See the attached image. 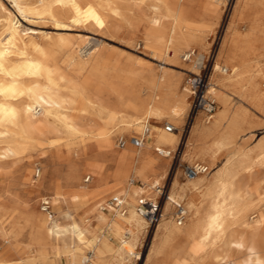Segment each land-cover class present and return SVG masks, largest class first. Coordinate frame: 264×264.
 <instances>
[{"label":"bare ground","instance_id":"bare-ground-1","mask_svg":"<svg viewBox=\"0 0 264 264\" xmlns=\"http://www.w3.org/2000/svg\"><path fill=\"white\" fill-rule=\"evenodd\" d=\"M127 1L13 0V5L23 15H44L59 26L73 22L105 28L111 16L122 15ZM211 1L135 0L136 10L147 23L145 43L158 57H173L181 65L187 63L184 56L199 48V55L191 57L194 63L186 69L198 72L210 45ZM244 2L251 10L247 24L225 36L211 75L210 92L219 108L210 118L199 112L184 142L189 161H203L209 170L181 181L178 169L155 226L154 256L162 264H264V210L260 208L264 204V138L258 137L254 147H248V137L239 141L242 133L254 126L248 107L264 113V0ZM1 9L5 15L0 18V165L8 157L24 155L62 136L78 139L82 158L81 164L69 166L65 176L57 173L49 182L51 198L58 206L56 217H44L37 210L21 215L42 228L33 236V254L17 264H128L136 254L140 233L148 226L137 203L140 198L157 197L159 186L168 178L170 161L182 143L179 130L185 125L190 93L180 89L179 78L159 73L146 77L140 88L141 73L128 70L127 74L122 69L127 75H119L118 84L110 86L115 103L91 96L88 86L108 75L104 74V56L93 63L88 79L78 85L75 77L64 71L60 58L71 46L69 38L62 35L42 43L36 40L35 28L23 33L17 17L3 5ZM83 41V45H72L70 56L80 73L89 68L95 53V49L89 50L92 39L87 36ZM222 64L228 68L225 73L219 71ZM97 89L104 91L100 86ZM235 99L249 106H235ZM147 119L163 120L176 130L153 124L141 148L130 144L117 147V137L142 132ZM81 171L94 175V186H74ZM27 181L30 185L34 182L29 168ZM69 189L72 192H67ZM110 194L123 197L125 213L103 203ZM178 203L185 210L182 223H178L177 211L176 219L173 216ZM86 206V213L78 215ZM126 227L132 231L129 237L125 236ZM107 232L113 233L119 244L112 242Z\"/></svg>","mask_w":264,"mask_h":264},{"label":"rangeland","instance_id":"rangeland-1","mask_svg":"<svg viewBox=\"0 0 264 264\" xmlns=\"http://www.w3.org/2000/svg\"><path fill=\"white\" fill-rule=\"evenodd\" d=\"M134 2L135 0L127 1L125 3L126 8L125 10H123L122 15L114 16V17L111 16L110 23H109L110 26L108 25L105 28H101L95 25L93 26L90 23L82 24V23H73V22H68V25L66 26H59L56 23H54L50 18L44 15H37V14H32V13H28L26 15L21 14L16 9V7L13 5L14 4L13 0H0V12H1L0 18L2 15H3L2 17H4L5 15L3 13V10L1 9V5H3L4 7H6L8 10H10L14 14L13 16L15 18L16 17L18 18V19L16 18L15 21H18V25H20V28L23 29V33L30 32L32 28L36 29V40L42 43H48L52 40L55 41L59 37H63V36L67 39L69 38L68 41L70 40L72 41V42L70 41L71 46H68L67 48H65L66 52H65V49L63 50V52L66 54L62 52L60 58H62L61 61L64 63L63 64L61 62L62 66H64L63 68L64 71L66 72L68 71L70 75L72 74L71 76H73V78L75 77L73 81L77 83L78 85L83 84L85 80L88 79L89 70L91 66L93 65V63L96 60H102L101 58H103L104 56L102 60L103 61L102 63L103 64L105 63L104 74L105 75L108 74V75L104 77L105 80L104 79H96V80L94 79V81L91 83L94 87L91 86L90 84L88 86L87 92L91 96H95V97L99 95L103 96V99H105L106 102L108 101H111L112 103L116 102V95L114 92H111L110 89L112 87V84L113 85L118 84L119 78L117 77L119 75L123 76L125 74L124 76H126L127 74H129L128 70H132L134 72L137 71V73H141L140 74L142 77L140 79L141 81L137 82V84L139 85L138 87L140 88L142 84H146V80L150 77L151 74L159 73V74H166L173 78H176V77L179 78L180 79V89L181 90H184V88L187 89L186 81L190 77L191 73L193 72L187 71L186 69H190V67L188 68V66H191L194 63L192 61L194 57H192V59L187 61L185 65L179 64L173 57H170V56L167 59H162L161 57H158L154 53L153 49L149 45H147L144 41V32L146 30L147 23L144 17L142 16V14H140L136 10L137 6L135 5ZM211 3H212L211 5L213 8L211 11L212 16L210 15L209 17V21L211 22V35H210V40H209L210 45L207 49V54L212 53L214 56V59H216L218 49L220 48L222 42L224 41L225 36H227L234 28H245L247 21H248V17L251 15V10L250 8L244 6L245 5L243 4L245 3L244 0H214V1H211ZM131 4H132V8H131ZM127 11L130 14L129 13L124 14V12L127 13ZM115 19H117L118 21H116ZM212 20H213V23H212ZM140 21H143V22H140ZM129 24H131L132 27ZM133 25L135 28H133ZM128 27H130V29ZM39 29H41V31ZM129 30H133V31H129ZM1 31L2 30L0 28V32ZM52 36H53V39H51ZM87 36L92 39L91 41L92 44L90 45L89 50L95 49L94 57L92 58L94 60L92 59L90 60V63L88 65L89 68L86 69L87 71L85 70L80 73L77 70L76 65L72 64L70 61V56L72 54V45L73 46L78 45V44L83 45L85 43L83 39L87 38ZM193 51H195L196 56L199 55V52H200L199 48L198 49L194 48ZM63 55H65V57ZM205 55H203V57ZM63 59L65 61L67 60V63L64 62ZM114 63L116 64L114 65ZM136 64L138 67L136 66ZM119 66L120 67L122 66V67L118 68ZM222 66H225V65L222 64L221 67ZM148 68L150 70H148ZM122 69L126 71L127 74ZM80 79L83 82L80 81ZM102 80H104L105 82H103ZM110 81H113V82L110 83ZM98 86L102 87L104 91L100 92L97 89ZM95 91L98 93H96ZM147 91L148 90L146 89L145 92ZM232 103H234L235 106L248 105L237 99H235V101H232ZM188 104L189 105H188L187 113L185 116L186 119H184L182 123V124L185 123V125H181V128L179 130L180 135L182 136V143L177 148L178 150L176 151L177 154L175 155V158L170 161V164L172 165V167L170 168V171L168 173V178H166L163 181V183L160 185V186H163V185L166 186L167 195L170 192L172 181L178 169L180 171L179 179L181 181H185L187 180V178L184 175L185 166L187 164L193 165L199 162V161L197 162L189 161V157L185 156L186 143L184 142L187 139V136L189 134V129L191 127V124H193L197 116L196 115L194 118L190 120L191 106H192L191 97H189L188 99ZM217 108H219V105L217 106ZM248 109H250L253 115V118L255 120L254 126L248 129L247 131L243 132L241 137L239 138V141L246 140L245 138L248 137L247 138L248 147H254V145L256 144L258 140L264 138V113H262L259 110L251 109L250 107H248ZM150 121L152 125L153 124L161 125V127L163 128L166 125L165 124L166 122L163 120L150 119ZM261 123L263 126L261 125ZM117 140H118V137L116 138V143H117ZM52 142H53L52 144L44 143L42 145H39L37 146L39 149H37L36 147L24 155H21L18 157H15V156L8 157L0 165V264H5V263L6 264H17L25 260V258H27L29 255L33 254L32 251L36 247L34 246L35 244H34L33 236L36 235V233L38 232V229L42 227L39 224L32 225L30 222L26 220L24 216H21V215H24L23 213H26L29 211L37 210L44 217H49L42 210V200L44 199L42 197L49 196L52 202V210L54 212V217H56L58 206L57 204L54 203V201L51 198V194L53 191L48 187L49 182L57 175V173L61 177L65 176L71 164H81L82 163V158H80V156L78 155V151H79L78 149H80L78 139L71 138V140L70 139L67 140L66 136H62V137H54L52 139ZM28 168H29V177H32V181H34L33 183H31V185L28 184V181H27ZM39 172H40V175L38 174ZM83 172L84 171L79 172V178L75 182L74 186H77V185L90 186V187L94 186L95 184L94 175H90V174H87V172H84V173ZM89 176H90V179L89 181H87V178ZM40 183H43L44 187L40 188L38 186ZM136 183L139 185L142 184V182L140 181H137ZM263 185H264V181H263ZM35 190H37V192ZM71 190L72 189H69L67 190V192H72ZM263 192H264V188H263ZM158 196L154 197L153 199H156V198L160 199L162 203V209H163V206L166 202L167 197L166 195L160 196V192ZM115 197L116 196L114 194H110L105 198L103 203L106 201L107 203H110V201L113 200ZM119 197L123 199L122 196H119ZM262 206L260 208L261 210H264V204H262ZM14 209L16 210L18 209L19 210L18 213L14 214L13 211H11ZM88 209H89V206H86L80 209L78 212V215H84ZM105 210L108 211V207ZM176 211H177V208L175 207L174 213H173V216H175V219H176ZM96 224L97 223H95V225ZM124 231L125 233L127 232L125 235L126 237L131 236L132 231L131 230L128 231L127 227L124 228ZM107 234L112 242H117L119 244L118 240L116 239V236L113 233L107 232ZM262 234L263 235L261 237L264 238V233ZM154 235H155V226L151 227L149 225L140 233L139 239L137 241V246L135 249L136 254L132 255L133 257L131 256V258L129 257L130 260L128 264H162L161 261L160 262L158 261L157 255L154 256L155 251L153 248L157 241V238L155 239ZM13 245L16 246V249L12 248ZM29 247L31 248L30 249L31 251L26 252V250H29ZM150 252H151V255H150ZM90 254L91 253H88V255ZM63 261L65 262V259ZM188 264H196V263H188ZM228 264H234V263L231 261Z\"/></svg>","mask_w":264,"mask_h":264},{"label":"built area","instance_id":"built-area-1","mask_svg":"<svg viewBox=\"0 0 264 264\" xmlns=\"http://www.w3.org/2000/svg\"><path fill=\"white\" fill-rule=\"evenodd\" d=\"M191 57H196L195 51H191L188 55L184 56V59L186 61H189ZM198 69L199 71L191 73L190 77L186 81V88L190 93V97L192 98L190 120L194 118L199 112H204L205 116L210 118L218 106V102L215 96L212 92H210L211 73L215 69V59L212 53L205 55L200 60ZM220 71L225 73L228 71V68L226 66H222ZM165 128L168 131L176 130L173 124H166ZM149 133L150 123L149 121H146L144 122V127L140 134H133L127 138L121 136L117 140V147L124 148L128 144H130L136 148H141L147 140ZM157 151L163 154L161 150L157 149ZM176 154L177 152H175V155ZM207 170L208 166L200 163H196L193 165L187 164L184 169V175L187 179H191L199 174L207 172ZM89 179L90 177L87 178V181H89ZM159 192L160 196H168L166 194L167 191L165 185L159 186ZM110 204L115 208H119L123 213L126 212V209L124 207L125 202L120 197H115L113 200L110 201ZM42 210L50 218L54 217V212L52 210V202L49 197H45L42 200ZM137 211L142 217H144L149 226H156L159 223L163 212L161 200L158 198H140L137 204ZM177 212L178 223H182L185 217V210L183 204H177Z\"/></svg>","mask_w":264,"mask_h":264},{"label":"crops","instance_id":"crops-1","mask_svg":"<svg viewBox=\"0 0 264 264\" xmlns=\"http://www.w3.org/2000/svg\"><path fill=\"white\" fill-rule=\"evenodd\" d=\"M146 121H149V123H150V131H151V128H152V123H151V121H150V119H147V120H145L144 122H146ZM143 122V123H144ZM144 125V124H143ZM141 133V132H140ZM140 133H137V134H140ZM131 135H133V134H131ZM149 136V135H148ZM148 138V137H147ZM131 146V145H130ZM197 161H199V162H197ZM194 162H197V163H200V164H203V165H206V166H208V170H209V165L207 164V163H205V162H203V161H200V160H196V161H194ZM196 164V163H195Z\"/></svg>","mask_w":264,"mask_h":264}]
</instances>
